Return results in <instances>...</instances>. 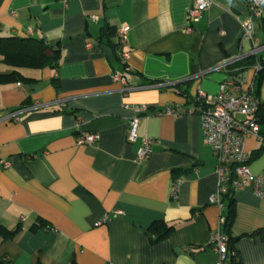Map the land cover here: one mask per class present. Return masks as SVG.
I'll list each match as a JSON object with an SVG mask.
<instances>
[{
    "label": "crops",
    "instance_id": "1",
    "mask_svg": "<svg viewBox=\"0 0 264 264\" xmlns=\"http://www.w3.org/2000/svg\"><path fill=\"white\" fill-rule=\"evenodd\" d=\"M246 1L215 0L188 32L195 0H0V39L42 40L60 50L57 69H15L0 56V75L30 79L0 83V227L21 229L0 241V257L10 264H217L212 234L221 211L210 204L217 160L200 115L139 114L135 142L128 123L133 107L195 110L199 90L218 93L228 74L214 69L252 47L242 39ZM260 14L255 38L264 44V4ZM123 25L130 27L128 68L117 55ZM115 72L125 84L113 80ZM243 74L252 80V69ZM255 85L264 104V76ZM87 134L98 141L78 146ZM146 138L154 140L152 155L140 163ZM245 151L251 172L263 173L264 145L248 139ZM234 203L239 264H264V199L246 188ZM39 218L50 228L32 233ZM156 222L175 229L152 243Z\"/></svg>",
    "mask_w": 264,
    "mask_h": 264
},
{
    "label": "built area",
    "instance_id": "2",
    "mask_svg": "<svg viewBox=\"0 0 264 264\" xmlns=\"http://www.w3.org/2000/svg\"><path fill=\"white\" fill-rule=\"evenodd\" d=\"M249 16L241 21L242 39L251 42L252 47L249 53H241L238 57L226 59L218 65L214 71H222L228 74L219 87L218 93L209 95L201 90L197 94V107L195 110H186L180 107L166 106L160 111H150L149 107H133L136 113L133 119L128 123L130 133L129 141H136V132L141 117L139 114L166 115L177 117L185 113H198L201 117V124L204 133V142L209 146L217 160L216 173L218 176V190L211 197L210 204L217 206L221 211L219 219V228L212 234L213 250L218 256L217 264H225L228 260V241L221 227L225 223L223 216L224 205L223 197L230 191L235 193L246 188H251L253 193L264 199V172L255 175L250 170L251 157L245 151V143L248 139H254L258 143L264 145V136L260 133V125L258 123V112L261 100L256 94V79L263 70L264 65L260 62L252 67L253 78L250 82L246 76L242 74H231L230 66L239 61L250 57L259 56L264 53V44L259 43L255 38V19L260 18V7L264 4V0H247ZM215 5V0H195L193 7L188 13V32H193L195 24L199 23L204 14ZM92 21H97V17H92ZM130 27L123 25L117 29L118 47L117 55L121 63L126 67L129 53L124 50L128 41V33ZM224 34V31H221ZM88 48L92 44L87 45ZM113 80L125 84L122 72H115ZM127 109L131 107L126 106ZM151 112V113H150ZM99 136L97 134L79 135L76 138L78 146L89 145L97 142ZM154 140L146 138L143 140L142 146L138 151V161L144 163L149 160L152 155V146ZM5 169L9 168V164L5 163ZM181 180H175L171 184L170 195L173 198L178 197ZM119 211H114L117 215ZM109 216L104 217L97 223L101 226L109 221Z\"/></svg>",
    "mask_w": 264,
    "mask_h": 264
},
{
    "label": "trees",
    "instance_id": "3",
    "mask_svg": "<svg viewBox=\"0 0 264 264\" xmlns=\"http://www.w3.org/2000/svg\"><path fill=\"white\" fill-rule=\"evenodd\" d=\"M111 31V30H109ZM0 56L3 57V62L8 66L15 69H33L42 70L45 68L57 69L60 63V50L56 47L45 44L42 40L36 39H20V38H8L0 39ZM260 62L264 65V56H250L238 63L230 66L229 72L231 74H242L247 69L254 67L256 63ZM264 76L263 70L259 73L256 81L260 83ZM30 81V79L24 78L18 71H14L9 75H0V83L7 82H21ZM257 94V92H256ZM184 95V94H182ZM185 96V95H184ZM198 103V102H197ZM198 105V104H197ZM258 123L260 125L261 134L264 136V104H260L259 112L257 115ZM235 192L230 191L223 197V204L228 202L226 211L224 209L223 216L225 223L221 227L222 233L229 238L228 241V259L230 264L240 263L239 255L235 249L237 238H233L231 235V228L235 218ZM50 225L44 220L39 218L36 224L31 228L32 233H36L39 230H49ZM174 227L166 224L165 222L154 223L149 231L156 236L152 243L162 241L174 231ZM21 232L20 227L15 230H8L4 227H0V241L1 244L14 240ZM0 264H10L6 256L0 257ZM70 264H77L75 260H72Z\"/></svg>",
    "mask_w": 264,
    "mask_h": 264
}]
</instances>
